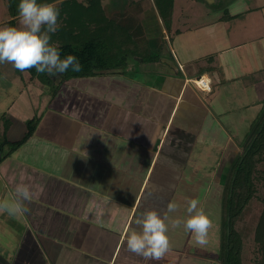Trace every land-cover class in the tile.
Wrapping results in <instances>:
<instances>
[{
  "label": "crops",
  "instance_id": "crops-1",
  "mask_svg": "<svg viewBox=\"0 0 264 264\" xmlns=\"http://www.w3.org/2000/svg\"><path fill=\"white\" fill-rule=\"evenodd\" d=\"M199 1L203 15L172 3L166 26L153 1L130 0L122 10L138 9L142 56H117L53 91L8 86L0 103L14 145L0 148V199L12 198L21 174L34 195L27 214H0V264H196V251L210 260L213 246L182 227L170 228L159 261L127 248L146 209L174 202L169 216L184 217L189 198L217 218L219 251L223 187L264 108V0Z\"/></svg>",
  "mask_w": 264,
  "mask_h": 264
},
{
  "label": "trees",
  "instance_id": "trees-1",
  "mask_svg": "<svg viewBox=\"0 0 264 264\" xmlns=\"http://www.w3.org/2000/svg\"><path fill=\"white\" fill-rule=\"evenodd\" d=\"M8 21L13 26L18 16L19 0H5ZM54 3L60 10L59 30L52 35V43L61 50L62 58L68 54L78 57L82 70L74 73L69 70L62 79L88 75L97 66H106L109 61L118 60L117 56L134 54L141 45L137 41L142 35L139 18L133 6L108 14L102 0H38ZM166 26L169 25L173 0H153ZM137 3V2H136ZM113 57V58H110ZM121 61V60H120ZM32 75L35 69L26 70ZM41 82L50 84L47 74ZM35 118L26 121V133L15 146L24 141L33 131ZM8 143L7 140L4 141ZM10 145V144H8ZM14 145L11 144L10 147ZM3 145L0 146V148ZM264 108L258 122L254 123L249 138L244 142L242 153L232 162L227 181L222 191L221 235L219 242V264H243L241 261V239L235 229V221L254 190V180L260 181L263 194L260 197L262 209L254 230V241L262 254L259 264H264Z\"/></svg>",
  "mask_w": 264,
  "mask_h": 264
},
{
  "label": "clouds",
  "instance_id": "clouds-1",
  "mask_svg": "<svg viewBox=\"0 0 264 264\" xmlns=\"http://www.w3.org/2000/svg\"><path fill=\"white\" fill-rule=\"evenodd\" d=\"M17 12L19 26L0 27V65L11 64L20 72L35 69L39 74L50 76L65 74L69 70L74 73L82 70L77 56L68 54L62 58L60 48L51 42L52 35L60 28V10L54 3L19 0ZM40 192H43L42 188ZM33 195V186L21 174L12 198L0 199V214L10 217L27 214L30 209L26 202H30ZM180 207L170 202L163 211L146 209L135 220L139 230L133 229L127 236L128 250L146 261H159L171 249L170 228L181 227L193 236L197 245H206L213 221L200 206V201L187 199L186 216L171 218L169 213L178 212ZM97 214H103L99 206Z\"/></svg>",
  "mask_w": 264,
  "mask_h": 264
},
{
  "label": "rangeland",
  "instance_id": "rangeland-1",
  "mask_svg": "<svg viewBox=\"0 0 264 264\" xmlns=\"http://www.w3.org/2000/svg\"><path fill=\"white\" fill-rule=\"evenodd\" d=\"M105 8L107 9L108 12H113V11H120L124 9L127 4H129L130 0H103ZM143 3H152L153 0H140ZM118 2V4L116 3ZM177 2V5H176ZM175 4V7L178 9H185L187 6L191 5L192 8H198L197 13H202L204 10H206L204 7L203 8V3L201 1L196 0V1H191V0H175L173 1ZM204 9V10H203ZM196 10V9H195ZM8 21V10H7V4L5 0H0V27L2 26H10ZM13 26H19V17L15 19V23ZM168 29V27H166ZM1 69L0 70V98L1 100L5 99L3 93L5 95H9L8 98L11 97L12 92L9 90V85H23L25 87H29L30 83H36V82H41V77L44 74H39L35 72L33 75L27 71H24L23 73L14 70L18 76L17 80H13V77H10V73L13 70V67L11 64H2L0 65ZM55 77V76H54ZM45 84V83H44ZM46 85V84H45ZM19 87V86H16ZM46 87L50 89V84H47ZM30 89V87H29ZM6 98L3 102L8 100ZM4 104L0 103V146L5 145L4 141L7 140L6 136V131L10 125V119L7 115V112L4 110ZM22 128V127H21ZM8 145V143H7ZM264 163H259L257 164L256 169H261L263 168ZM217 194L219 195L220 188L216 191ZM263 194V189L262 185L259 180L255 179L254 180V190L251 195V197L248 199L247 204L241 211V213L238 215L236 221H235V229L237 230L239 237L241 239L242 245H241V251H240V256H241V261L243 264H259L260 259L262 258V254L258 248V245L253 243V233L255 230V226L258 221L259 214L262 209V203L260 201V197ZM217 205L216 209L217 210V215H219L218 211L220 210L219 207V201L218 197H216ZM222 202V200H221ZM213 208V207H212ZM214 210V209H213ZM211 216L214 217V211L210 213ZM216 217V216H215ZM213 221V219H212ZM218 226V221L217 218L215 219V223H213V228L210 230L209 237H208V243L205 246H213L214 250L213 253L210 256V260H205L206 258L205 255L201 254V251H196L195 255V263L196 264H218V229L216 227ZM190 259V258H189Z\"/></svg>",
  "mask_w": 264,
  "mask_h": 264
},
{
  "label": "water",
  "instance_id": "water-1",
  "mask_svg": "<svg viewBox=\"0 0 264 264\" xmlns=\"http://www.w3.org/2000/svg\"><path fill=\"white\" fill-rule=\"evenodd\" d=\"M63 75L64 74H57L55 77L47 75L50 78V91H53L58 86V84L62 81Z\"/></svg>",
  "mask_w": 264,
  "mask_h": 264
},
{
  "label": "built area",
  "instance_id": "built-area-1",
  "mask_svg": "<svg viewBox=\"0 0 264 264\" xmlns=\"http://www.w3.org/2000/svg\"><path fill=\"white\" fill-rule=\"evenodd\" d=\"M196 84L200 86L204 90H209V84L206 80H204L202 77L198 78L196 80Z\"/></svg>",
  "mask_w": 264,
  "mask_h": 264
}]
</instances>
